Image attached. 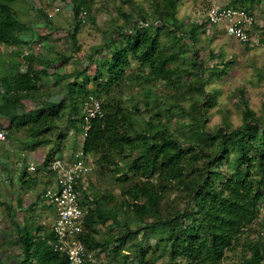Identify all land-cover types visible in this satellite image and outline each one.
<instances>
[{
    "label": "trees",
    "instance_id": "trees-1",
    "mask_svg": "<svg viewBox=\"0 0 264 264\" xmlns=\"http://www.w3.org/2000/svg\"><path fill=\"white\" fill-rule=\"evenodd\" d=\"M16 1L0 0V46L9 51L5 54L0 48L4 90L0 120L8 121L0 128L27 152L50 145L51 136L59 146L69 132L72 154L82 149L96 155L95 166L107 185L102 188L105 183H100L93 194L89 187H79L82 205L89 210L81 243L101 263L107 259L111 264H157L159 260L221 264L228 252L243 249L240 264H264V241L251 237L264 202V105L258 115L244 100L240 126L226 121L209 127L215 92L206 87L220 74L215 65L209 68L199 50L181 43L195 44L199 32L207 28L203 21L183 27L177 17L180 0H147L150 9L120 0L117 15L125 24L116 23L118 38L109 29H98L107 37L84 55L88 65H96L90 76L87 67L62 72L63 62L72 60L69 51L47 58L35 51L26 55L19 48L37 38L36 32L30 40L22 38L30 28L19 19ZM96 1L67 0L76 25L66 36L76 53L80 54L77 34L83 25L80 13L84 11L86 22L96 26ZM257 2L262 0H233L231 6L251 14ZM127 3L130 11L123 9ZM44 12L46 27L52 28ZM162 33L171 39L164 46ZM38 44L44 45L41 39ZM23 60L29 64L24 73ZM38 61L46 65L39 68ZM46 78L52 84L44 92ZM129 82L140 92L123 99ZM160 84L164 94L155 92ZM90 97L100 102L103 115L89 118L88 123L85 104ZM21 133L23 138L18 136ZM53 158L52 149L43 163L49 173ZM27 168L21 171L22 189L23 184L33 188L39 183L36 177L24 179ZM113 183L118 196L109 188ZM18 201L24 209L21 195ZM1 202L16 230L15 239L8 242L18 248L11 253V264H67L66 254L54 249L55 233L38 223L35 204L25 211L33 213L21 222L13 205ZM107 225L108 231L102 233L100 227Z\"/></svg>",
    "mask_w": 264,
    "mask_h": 264
},
{
    "label": "rangeland",
    "instance_id": "rangeland-1",
    "mask_svg": "<svg viewBox=\"0 0 264 264\" xmlns=\"http://www.w3.org/2000/svg\"><path fill=\"white\" fill-rule=\"evenodd\" d=\"M133 2L140 3L145 9H150L151 2L147 0H132ZM60 3L62 6L58 14H52L54 6ZM121 3L120 0H97L93 6V12L97 19L96 26L87 20L86 24H83L77 34L78 46L80 47V54L76 53L78 50L73 46L72 42L67 41L69 32L75 27L76 22L73 18L71 6L67 7V0H17L13 5L17 12L19 19L29 26L30 32L28 31L24 37L25 40H30L29 36L35 33L34 37L37 39H31V44L21 45L19 48L24 53L29 54L30 51L40 52L45 57H56L59 51H66L72 60L63 62L62 72H72L77 67L78 69L83 68L89 69L90 76H93L96 70V65H88V60L84 57L85 54L89 53L95 46L101 45L104 39L107 37L102 34L98 29L102 28L105 31L109 29L111 33L116 35L118 38L119 30H115L116 23L125 24L124 20L117 15L116 7ZM233 0H180L179 9L177 13L178 19L183 23V27L188 28L193 26L196 22L204 21L207 17L209 9L213 6L230 7L233 5ZM237 7V6H236ZM249 7V6H248ZM125 11H130V4L124 5ZM52 14V28L47 26V19L43 15V12ZM44 12V13H45ZM45 13V14H46ZM251 14L256 18L259 24L264 26V0L260 3H256L251 9ZM206 25V24H204ZM207 26V25H206ZM264 30V28H263ZM166 31V30H165ZM164 31V32H165ZM259 42L242 44L237 40L227 36L224 28L208 27L205 28L204 32L200 31L196 39L195 44L191 41L181 40L184 45H191L195 50H199L203 54V58L209 65V68L215 65L217 72L220 74L218 77L211 79L206 89L208 91L215 92V103L212 105L209 111V127L213 128L226 121H230L234 126H240L242 123L241 105L242 101L248 102L251 109H253L258 115H261L264 105V32H258ZM33 37V36H32ZM169 36L163 35L162 46L170 43ZM38 39L43 41V47L38 44ZM186 43V44H185ZM43 48V49H42ZM193 49V50H194ZM3 53H9L7 47L2 46ZM185 55V54H184ZM43 62H37L39 68L43 67ZM46 65V64H45ZM130 73V71H129ZM3 74L0 67V76ZM52 84L51 78H46L43 82L41 90L44 92L49 91L50 85ZM134 83L129 82L131 87H128L126 92L123 94V99L130 98L131 94L140 92V87ZM92 86V85H91ZM156 93H165L166 90H162V85H159ZM151 88L145 90L143 95L145 96ZM158 95V94H157ZM103 101V100H102ZM101 101V102H102ZM26 101L25 103H27ZM154 104V103H153ZM152 104V105H153ZM31 105V103H28ZM7 125L8 122H5ZM18 135L24 137V134ZM54 136H51L53 142L43 148H39L34 152H27L23 150L21 143L9 140L7 144H3L4 147H0V255L3 264H11L12 252L17 247L12 248L8 242L15 239L16 230L11 228L8 220L5 216V207L1 201H7L13 205L15 212L21 218H28L29 215L25 213L31 204H35L34 213L38 216L37 221L42 225L52 226L53 222V209L49 207L46 198V190L54 185V176L49 173L48 168H44L45 155L48 154L52 149L54 156L69 157L73 146V134L69 133L61 140L59 146H61V152H58V141H54ZM80 141L81 138L79 137ZM95 157V158H94ZM93 162L91 171L85 177V187H89V193L93 194L99 189L100 183L107 182L104 180L105 177L100 176V172L97 169L96 155L91 156ZM24 159V160H22ZM24 161L26 163H24ZM25 165L27 168V176L24 179L30 180L37 178L38 184L33 188H28V185L23 184V189L19 185L21 174ZM33 165L36 170L33 171L31 168ZM21 172V173H20ZM17 185V187L11 184ZM11 181V182H10ZM43 182L48 185H43ZM107 183L101 185L103 188ZM116 184L113 183L109 186L110 189L115 190L113 194L118 196L119 190L115 188ZM100 190V189H99ZM44 191V192H43ZM22 196L24 209L18 206V197ZM38 197L41 199L39 200ZM111 223V222H110ZM111 225V224H108ZM108 225L101 228V232L105 233L108 231ZM261 225V227H260ZM6 229L5 232H2ZM120 229V228H119ZM118 229V230H119ZM252 238H256L260 241H264V202L261 206V217L260 221L254 225V232ZM18 251V250H17ZM19 252V251H18ZM243 249H239L236 252H228L224 261L221 264H240L243 256ZM101 263V261H100ZM103 264H111L109 261H102ZM101 263V264H102ZM163 260H159L157 264H162Z\"/></svg>",
    "mask_w": 264,
    "mask_h": 264
},
{
    "label": "built area",
    "instance_id": "built-area-1",
    "mask_svg": "<svg viewBox=\"0 0 264 264\" xmlns=\"http://www.w3.org/2000/svg\"><path fill=\"white\" fill-rule=\"evenodd\" d=\"M61 7V4L55 5L54 12H60ZM79 17L83 23L86 22L85 12ZM203 24L208 27L224 28L227 36L242 44L258 43L257 33L263 31V25L240 6H213L209 9ZM85 107L88 123L89 118L102 115V107L95 97H90ZM88 128L87 125L86 131ZM4 138L3 132H0V139ZM90 166L92 164L83 153L78 154L71 162L56 158L52 163V169L58 175V183L47 191L45 197L55 210L53 230L59 239L56 249L67 255V264H99L95 253L88 251L79 240L84 231L87 211L80 203L77 181L88 175L91 171ZM31 169L35 170L34 167Z\"/></svg>",
    "mask_w": 264,
    "mask_h": 264
},
{
    "label": "clouds",
    "instance_id": "clouds-1",
    "mask_svg": "<svg viewBox=\"0 0 264 264\" xmlns=\"http://www.w3.org/2000/svg\"><path fill=\"white\" fill-rule=\"evenodd\" d=\"M58 4H60V3H58ZM57 5V4H56ZM62 6V5H61ZM55 7V6H54ZM62 7H64V6H62ZM68 7V6H67ZM53 13L52 14H58V13H61V12H54V9H53V11H52ZM84 12V11H83ZM82 13V12H81ZM80 13V14H81ZM52 14L51 13H49V14H47L48 16H49V18H51L52 19ZM87 22H85V23H83V24H86ZM203 23V22H202ZM37 45V44H36ZM39 46L40 47H42L40 44H39ZM0 48H1V50H2V46H0ZM25 55V54H24ZM26 55H29V54H27L26 53ZM28 67H29V64H28V62L27 61H24L23 60V67H22V73H24L25 71H27V69H28ZM0 93H4V90H3V88L0 86ZM102 115H103V112H102ZM102 115H100V116H102ZM100 116H98V117H100ZM97 118V117H96ZM5 122H8L7 120H5V118L3 117V118H1V120H0V124L1 125H3V124H5ZM0 132H3V134H4V136H5V138L4 139H0V147H4V145L3 144H7L8 143V141H9V139H8V137H7V135H6V132L4 131V129H2V128H0ZM87 133V132H86ZM5 148V147H4ZM1 153V152H0ZM80 153H83L86 157H87V159L89 160V162L91 163V164H93V162H91V160H92V158H91V156L90 155H88L87 153H85L82 149H80V150H78L76 153H74V154H70L69 155V157H61V156H54V158H53V162L55 161V159L56 158H60V159H63L64 161H68V162H71V161H73L75 158H76V156L78 155V154H80ZM52 162V163H53ZM52 163H51V165H50V170H51V173L50 174H52V175H54V178H53V180H54V185H52L51 187H49L47 190H46V193H47V191L49 190V189H51V188H53V187H55L56 186V184L58 183V175L56 174V172H54L53 171V169H52ZM32 167H34L33 165H31V167H29V168H32ZM35 168V167H34ZM35 170H36V168H35ZM35 170H33V171H35ZM85 181H86V178L85 177H83V178H81V179H79L78 181H77V190H78V192H79V196H80V203H81V205H82V198H83V193L82 192H80L79 191V187L81 186V185H84V189H86L87 187H85ZM13 186H15V187H17V185H14L13 184ZM46 198V197H45ZM46 201H47V199H46ZM48 203V202H47ZM49 205V204H48ZM83 206V205H82ZM49 207L50 208H52L53 209V207L52 206H50L49 205ZM84 207V206H83ZM85 208V210L87 211V214H88V208H86V207H84ZM87 214H86V217H87ZM86 217H85V221H86ZM54 222H55V210L53 209V222H52V224L54 225ZM53 225L52 226H49L50 227V229L55 233V231L53 230ZM55 236H56V243L54 244V249H55V251L56 252H58V253H63V254H65L64 252H61V251H58L57 249H56V246L58 245V238H57V235L55 234ZM81 236V235H80ZM79 236V237H80ZM80 240V239H79ZM89 251V250H88ZM90 252H93V253H95L94 251H90ZM96 254V253H95ZM67 256V255H66ZM95 258H96V255H95ZM96 260H97V262H99V264H100V261H98V259L96 258ZM67 262H68V257H67Z\"/></svg>",
    "mask_w": 264,
    "mask_h": 264
}]
</instances>
